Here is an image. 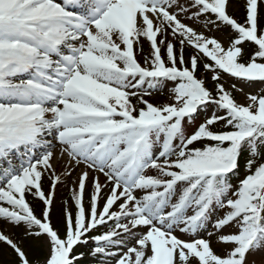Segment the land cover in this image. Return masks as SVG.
I'll return each mask as SVG.
<instances>
[{
  "label": "snow or ice",
  "instance_id": "6c2138e0",
  "mask_svg": "<svg viewBox=\"0 0 264 264\" xmlns=\"http://www.w3.org/2000/svg\"><path fill=\"white\" fill-rule=\"evenodd\" d=\"M230 7L0 0V264H264V0Z\"/></svg>",
  "mask_w": 264,
  "mask_h": 264
},
{
  "label": "trees",
  "instance_id": "16d2710c",
  "mask_svg": "<svg viewBox=\"0 0 264 264\" xmlns=\"http://www.w3.org/2000/svg\"><path fill=\"white\" fill-rule=\"evenodd\" d=\"M238 21H242L245 18V12H243L242 14L238 15L237 17ZM214 32H219V33H224L227 34L229 32V28L227 27H223L220 30H215L213 29ZM249 47H251L249 45ZM145 48L148 50V45L145 43ZM189 53L192 51L191 49H188ZM211 72H207L204 73L203 69H201V71L198 73V75L204 77V78H208L207 76L210 75ZM133 102H135V98H133ZM241 175H243V173H241ZM61 185L58 189V192L56 194V203H55V208L52 214V222L55 226L60 227L61 226V215H62V201L65 199H68L69 197V192L65 189H62ZM29 201L33 203L35 209H36V213L37 215L40 214V210L42 205H40L39 203H36L33 198L31 196L28 197ZM2 223H0V227H2ZM13 233L16 235H22V231L19 229H13ZM3 245H0V248H2ZM24 247L26 248V250L29 252V255L31 257H36V258H42L43 256V251L42 249L36 247V244L34 241L32 240H26ZM15 256L14 253L11 252V250L9 249L7 254L3 257H0V261H9V260H14Z\"/></svg>",
  "mask_w": 264,
  "mask_h": 264
},
{
  "label": "rangeland",
  "instance_id": "374dc122",
  "mask_svg": "<svg viewBox=\"0 0 264 264\" xmlns=\"http://www.w3.org/2000/svg\"><path fill=\"white\" fill-rule=\"evenodd\" d=\"M244 3H245V0H233V7L229 8V12L234 16V18H236L238 15L245 12ZM185 22L190 23V21H185ZM207 34L208 35H215V36L226 35L224 33H219V32L216 33L214 31L208 32ZM144 49H145V52H147V49L145 48V44H144ZM138 59L142 60V57H138ZM211 75H212V73H210V75L207 76L208 78H206V83H207L208 87H212L213 83H214L211 81ZM231 82H232L231 80L228 81V83H231ZM170 87H171V84H169L167 87H164L162 92L156 91L153 93V95L151 97H146V98L150 99L152 102L157 103V104L167 103V102H169V96H170L169 89H170ZM234 95L238 101L243 102L244 98L239 92H234ZM57 167H58V171H59V165ZM101 180L103 181V177H101ZM45 186L47 187V184ZM59 187L57 188V192H58ZM62 189H65L68 191V187L62 186ZM57 192H56V194H57ZM0 223H2V222H0ZM8 231L13 233V229H8ZM213 247L217 250V252L222 251L221 246L215 242L214 238H213Z\"/></svg>",
  "mask_w": 264,
  "mask_h": 264
}]
</instances>
